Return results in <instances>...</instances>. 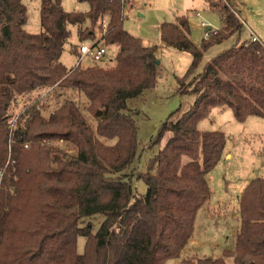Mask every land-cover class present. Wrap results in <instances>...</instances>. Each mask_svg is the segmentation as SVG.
Segmentation results:
<instances>
[{"label":"trees","instance_id":"trees-1","mask_svg":"<svg viewBox=\"0 0 264 264\" xmlns=\"http://www.w3.org/2000/svg\"><path fill=\"white\" fill-rule=\"evenodd\" d=\"M85 1L89 9L77 12L65 10L62 0H40L41 30L30 33L23 29L22 0H0V264H163L180 258L198 210L212 195L207 174L226 144L224 132L200 131L198 122L222 106L240 122L264 117V44L240 41L236 3L231 9L205 0L221 26L206 31L200 45L191 40L184 14L160 25L161 41L191 56L176 90L193 94L194 101L162 121L155 143L169 137L147 170L136 172L133 114L155 86L156 46L124 29L121 0ZM71 25L78 39L71 46L97 36L116 45L114 65L63 64ZM231 36L235 43L197 72L204 53ZM44 97L55 100L52 108ZM59 140L76 152L52 145ZM133 178L144 181V194L135 191ZM238 206L231 249L216 258L184 257L179 264H226L227 258L264 264V178L245 185Z\"/></svg>","mask_w":264,"mask_h":264},{"label":"rangeland","instance_id":"rangeland-1","mask_svg":"<svg viewBox=\"0 0 264 264\" xmlns=\"http://www.w3.org/2000/svg\"><path fill=\"white\" fill-rule=\"evenodd\" d=\"M131 5H124L123 27L132 35L139 37L144 45L156 46V56L159 61L155 86L146 92L143 99L136 105L133 117L137 124L138 149L133 162L136 172H145L147 164L158 149L164 145L169 137L166 133L160 142L155 143L162 121L175 109H188L194 95L179 94L176 90V77L182 76L190 62L191 56L161 42L160 25L163 22L175 21L176 17L184 14L189 22L190 38L194 44L200 45L206 38V27L212 30L221 26L219 13L211 9L205 0H130ZM233 9L236 3L242 23L253 29L264 42V0H219ZM27 8V21L23 29L30 33H38L39 2L40 0H23ZM218 2V0H215ZM242 4H241V3ZM62 6L67 11L86 12L89 5L85 0H62ZM200 13V17L195 16ZM107 20V18H106ZM104 20V21H106ZM71 35L65 44L61 60L65 65L75 61L71 43L78 42L76 27L70 26ZM99 35L98 30H96ZM98 37V36H97ZM249 39V31L243 24L240 41ZM237 40L231 36L220 44L210 47L202 58L197 72L202 70L204 63L222 50L230 47ZM90 43V40H85ZM163 46V49H162ZM118 47L114 44L107 46V53L97 65L110 67L115 63ZM36 95L35 92L32 93ZM15 108L21 109L24 99ZM45 106L50 109L55 100L49 97ZM44 100V101H43ZM93 125L92 121H89ZM200 131H222L226 136L223 155L218 164L207 174V181L212 191L209 208L202 207L194 224L193 235L199 237L202 244L196 248V255L189 258L220 257L226 248L234 245V235L239 225L238 196L242 187L252 178H264V117L249 116L243 122L237 121L230 108L226 106L214 107L207 117L198 122ZM53 146L60 147L68 154H74L76 148L70 143L53 142ZM228 155H230L228 157ZM228 157V158H227ZM132 186L139 194L146 192V185L142 179L133 178ZM205 210V211H204ZM208 212V215H206ZM97 227L95 222L94 229ZM84 248L83 237H77V251ZM181 258V257H180ZM179 258L169 259L163 264H177ZM226 264H232L227 258Z\"/></svg>","mask_w":264,"mask_h":264},{"label":"built area","instance_id":"built-area-1","mask_svg":"<svg viewBox=\"0 0 264 264\" xmlns=\"http://www.w3.org/2000/svg\"><path fill=\"white\" fill-rule=\"evenodd\" d=\"M123 4L131 5L130 0H121ZM197 16L200 15L199 12L195 13ZM243 24L246 26L249 31V38L251 41H260L259 38L251 31V29L246 25L245 22ZM103 27H105V22L103 23ZM91 42L87 43L85 40L80 42L76 46H71L72 52L75 55L74 66L85 68L90 65L98 64L97 62L104 58L107 53V46L100 41L99 37L95 39H88ZM58 143H64L62 140L52 141Z\"/></svg>","mask_w":264,"mask_h":264},{"label":"crops","instance_id":"crops-1","mask_svg":"<svg viewBox=\"0 0 264 264\" xmlns=\"http://www.w3.org/2000/svg\"><path fill=\"white\" fill-rule=\"evenodd\" d=\"M22 2H23V0H22ZM24 3V2H23ZM241 3V2H240ZM25 4V3H24ZM242 4V3H241ZM196 13V12H195ZM195 16L196 17H200V15H196L195 14ZM250 28V27H249ZM210 29V27H206V31H208ZM251 29V28H250ZM251 31L259 38V40L264 44V42L260 39V37H259V35L253 30V29H251ZM143 42V41H142ZM162 42V41H161ZM163 43V42H162ZM164 44V43H163ZM166 45V44H165ZM162 49H163V46H162ZM62 56V55H61ZM203 57H204V55H203ZM60 60H61V57H60ZM61 62H62V60H61ZM63 63V62H62ZM74 65V62H73V64H71V65H66L67 67H70V66H73ZM197 70H198V68H197ZM201 71V70H200ZM199 71V72H200ZM224 152V151H223ZM230 155H228V157H229ZM227 157V158H228ZM245 186H243L242 187V190H243V188H244ZM240 193H241V191H240ZM212 196V195H211ZM211 199V198H210ZM210 199L206 202V203H204L202 206H201V208L202 207H204L205 205H207V206H205L206 208V211H207V208H209V207H211V206H209V202H210ZM200 208V209H201ZM199 209V210H200ZM198 210V211H199ZM205 211V210H204ZM198 213V212H197ZM206 215H208V212H206ZM196 217H197V214H196ZM195 220H196V218H195ZM202 244V241L201 240H199V237L198 236H192V238L189 240V242L187 243V245L185 246V248H184V250H183V252H182V255H181V258H179L178 259V263L177 264H179L180 263V261H181V259L182 258H184V257H190V256H194V255H196V253H195V250H196V248H198L200 245ZM233 247V246H232ZM232 247H230V248H226V249H231ZM212 258H216V256L215 257H212Z\"/></svg>","mask_w":264,"mask_h":264},{"label":"water","instance_id":"water-1","mask_svg":"<svg viewBox=\"0 0 264 264\" xmlns=\"http://www.w3.org/2000/svg\"><path fill=\"white\" fill-rule=\"evenodd\" d=\"M157 63H159V61L157 60Z\"/></svg>","mask_w":264,"mask_h":264}]
</instances>
